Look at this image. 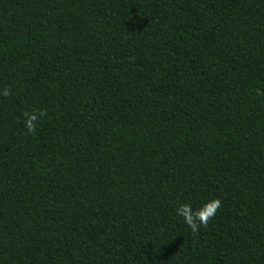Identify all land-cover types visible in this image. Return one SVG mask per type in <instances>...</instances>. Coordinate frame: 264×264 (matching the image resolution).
I'll return each mask as SVG.
<instances>
[{
  "label": "trees",
  "instance_id": "1",
  "mask_svg": "<svg viewBox=\"0 0 264 264\" xmlns=\"http://www.w3.org/2000/svg\"><path fill=\"white\" fill-rule=\"evenodd\" d=\"M4 88L0 264H264V0H0Z\"/></svg>",
  "mask_w": 264,
  "mask_h": 264
},
{
  "label": "clouds",
  "instance_id": "2",
  "mask_svg": "<svg viewBox=\"0 0 264 264\" xmlns=\"http://www.w3.org/2000/svg\"><path fill=\"white\" fill-rule=\"evenodd\" d=\"M0 95L7 97L10 95V90L4 88L3 90H0ZM45 115L46 113L44 111H40L38 113H23V124L27 135H32L36 132L37 121L40 117H43ZM220 206L221 202L217 198L204 203L198 209H193L191 204L185 203L178 205L174 211L175 215L180 217L187 228L195 234L199 231L200 228L207 226L208 222L215 216L216 210Z\"/></svg>",
  "mask_w": 264,
  "mask_h": 264
}]
</instances>
